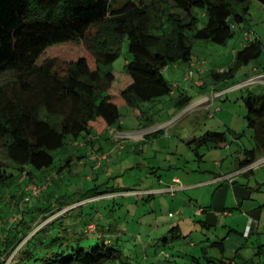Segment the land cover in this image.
I'll return each mask as SVG.
<instances>
[{
    "label": "trees",
    "instance_id": "16d2710c",
    "mask_svg": "<svg viewBox=\"0 0 264 264\" xmlns=\"http://www.w3.org/2000/svg\"><path fill=\"white\" fill-rule=\"evenodd\" d=\"M258 1L264 6V0ZM251 3L252 0H0V77L9 75L8 80L0 81V154L4 158L0 156V191L15 188L34 175L40 177L28 170L30 167L62 175L72 165L74 155H83L73 150L76 143L81 144V151L111 129L123 128V105H129L137 117H144L145 103L154 104L179 91L174 106L186 108L193 95L180 90V84L173 86L165 77L166 69L173 64H192L196 71H189L194 75L187 82L195 79L197 72L202 74L204 71L192 59L195 41L226 44L234 36L235 26L248 20ZM94 25L98 26L97 36L91 39ZM125 40L130 58L123 71L116 73L113 64ZM68 42L84 43L91 58L80 55L65 60L66 66L59 68L57 63L64 61L49 51ZM263 42L261 38L248 40L228 69L212 70L210 76L218 83H226L262 56ZM201 81L197 86L204 91L208 85ZM242 98L254 147L239 149L243 157L237 158V169L252 165L264 154V91L251 90ZM187 142L203 159L202 149L225 146L229 138L226 132L208 130ZM59 150H65V162L57 166L55 153ZM226 176L228 180L231 177ZM32 186L28 196L22 187L23 212L16 210L14 213L19 215H14L11 225L2 227L6 237L0 241L1 258L21 244L36 217L54 210V206L43 202L51 192L38 198L45 188L38 187L39 193H34ZM107 186L97 184L66 203L71 205L105 192L131 191ZM199 210L208 212L205 206ZM60 222L62 218L49 226L50 231L36 232L16 254L15 261L8 264L126 263L123 248L104 232V226L98 224L91 231L90 221L83 228L75 222L74 234L68 236ZM170 230L179 234L180 224ZM250 234L249 230L246 236ZM93 238L103 243L89 246ZM208 247L218 249V253ZM253 248L251 257L242 256L240 250L228 256L222 238L202 244V254H190L188 264H264V242L254 243ZM0 264H7L6 260H0Z\"/></svg>",
    "mask_w": 264,
    "mask_h": 264
},
{
    "label": "rangeland",
    "instance_id": "374dc122",
    "mask_svg": "<svg viewBox=\"0 0 264 264\" xmlns=\"http://www.w3.org/2000/svg\"><path fill=\"white\" fill-rule=\"evenodd\" d=\"M256 1L252 0L248 20L235 26V34L226 44L195 41L192 59L204 71L202 74L197 72L195 80H205L208 86L204 91H200L195 84L189 86L185 78L190 70L196 71L192 64H173L166 69L165 77L173 86L180 84V90L184 89V92L193 95V100L186 108L180 110L174 106L179 91L154 104L145 103L144 117H137L129 105H123V128L111 129L94 145L81 151V144L76 143L73 150L83 155L81 158L74 155L72 165L64 169L62 175L51 169L30 167L28 170H34L40 177L34 175L31 179L19 182L15 188L0 191V241L6 237L2 227L14 220V215H19L14 213L16 210L23 212L22 208H25L21 199L22 187L25 188L26 196L30 194L32 185L45 188L38 198L49 191L51 196L44 197L43 202L54 206L50 214L42 213L36 217L32 230L21 244L9 256L0 257V260H6L7 264L15 261L16 254L27 240L43 229L50 231L49 226L60 218L63 222L59 224L67 228L64 231L68 236L74 234L72 229L75 227L72 225L75 222L76 226L83 228L87 226L86 221H90L93 224L91 227L88 225L91 231L98 224L104 226V232L116 238L123 248L125 264H188L190 254H202V244L209 245L222 238H225L228 256L237 250H241L246 257L253 255L254 243L264 242V178L261 173L264 170L261 168L264 166V154L252 167H242L243 171L249 167L253 169L249 170L247 176L237 171V158L243 157L239 152L241 147H254L242 97L251 90L264 91V83L261 82L263 79H257L260 82L239 84L264 70V51L259 59L245 65L226 83L213 80L210 72L221 67L228 69L236 52L248 40L261 38L264 41V6ZM97 29V25L92 27L91 39L97 36ZM86 48L84 43L68 42L54 46L49 53L64 61L57 63L60 68L66 66L65 60H73L80 55L91 58ZM119 54L113 64L116 73L123 71L130 58L128 40L123 42ZM8 79L6 73L0 77V81ZM227 87L230 88L221 95L220 92ZM208 130L226 132L229 144L202 149L204 158L199 159L187 141ZM106 152L109 153L103 159ZM65 153V150L55 153V165L64 164ZM225 175H230L233 181L238 179L250 184L249 199L243 200L242 207L236 201L233 190L224 188V183L231 181L230 178H222ZM177 177L181 182H174ZM49 182L48 190L46 186ZM97 184L102 187L115 185L131 191L105 192L71 205L66 203ZM180 185L185 188L175 193L169 190ZM12 193H16L15 196ZM259 205L261 215L253 224L246 211ZM204 206L208 213L199 210ZM224 206L231 211L230 215L222 211L217 214V210H222ZM170 212L174 215L169 216ZM211 212L216 214L213 223L206 218L207 215L210 217ZM177 223L181 227L179 234L170 230ZM253 225L254 230L247 237L246 233L249 229L252 231ZM88 242L91 243L89 246L103 243L95 238ZM208 249L218 253L216 248ZM117 264L123 263L119 261Z\"/></svg>",
    "mask_w": 264,
    "mask_h": 264
},
{
    "label": "crops",
    "instance_id": "0c3cea01",
    "mask_svg": "<svg viewBox=\"0 0 264 264\" xmlns=\"http://www.w3.org/2000/svg\"><path fill=\"white\" fill-rule=\"evenodd\" d=\"M256 3H258V4H261L258 0L256 1ZM258 67H254V69H257ZM223 69V68H222ZM221 69V70H222ZM262 71H264V70H262ZM260 73V72H259ZM195 81V82H194ZM203 82L200 80V79H197V80H195V79H193V81H191V82H189V86L190 85H193V84H195V85H201ZM180 88V87H179ZM230 88V87H229ZM229 88H226V89H223V90H227V89H229ZM173 94H177V92H174ZM256 163V162H255ZM239 168V167H238ZM251 167H249L246 171H243V170H241V169H239V170H237L238 172L239 171H241V173L240 174H242L243 176H247V175H249V170H253V169H250ZM261 168H263L264 169V166H261ZM243 169V168H242ZM262 174H263V178H264V170L261 172ZM177 178H179V177H177ZM180 179V178H179ZM224 188L227 190V189H229V188H231L232 190H233V192H234V194H235V199H236V201L239 203V205L242 207L243 205H244V202H243V200L245 199V198H247V199H249V195H250V192L248 191V189L250 188V184H245V183H242L241 181H239L238 179H235L234 181H230V182H225L224 183ZM213 206H214V204H213ZM261 205H259L258 206V208H257V206L256 207H254V209H251L250 211H246V212H248V215H249V218H250V221H252V223L254 224L255 223V220L258 218V217H260V215H261ZM231 210V209H230ZM218 212H217V214H219V213H221V211L222 212H224V214L225 215H230L231 214V211L229 212V210L228 209H226V207L224 206V208L222 209V210H217ZM209 212V211H208ZM207 212V213H208ZM212 213V214H211ZM210 213V217L207 215V220L208 221H210V222H212L213 223V220H215V218H216V214L215 213H213V212H211ZM250 230V229H249ZM253 230H254V225H253V227H252V231H251V233L253 232ZM251 236V234L249 235V237ZM238 251V250H237ZM240 253H241V255L242 256H244V254L241 252V250H240ZM233 255V254H232Z\"/></svg>",
    "mask_w": 264,
    "mask_h": 264
},
{
    "label": "built area",
    "instance_id": "2783aa9c",
    "mask_svg": "<svg viewBox=\"0 0 264 264\" xmlns=\"http://www.w3.org/2000/svg\"><path fill=\"white\" fill-rule=\"evenodd\" d=\"M193 75H194V72L193 71H191L187 76H186V78L187 79H189V78H191V77H193ZM257 79H263L261 82H263L264 83V73H261V74H258L257 76H254V77H251V78H249L248 80H246L245 82H243V83H240L239 85H245V84H250V83H254V82H260L259 80H257ZM221 94H222V92H220ZM106 156H107V154L106 155H104L103 156V159L104 158H106ZM259 162V161H258ZM255 163H253L252 165H250L251 167L254 165ZM222 178H228V176H223ZM174 182L175 183H178V182H181V180L179 179V178H175L174 179ZM181 187H170L169 188V190H171V192L172 193H175L176 191H178V190H180V189H183V188H185V187H183L182 185H180ZM32 189L34 190V193H39V188L38 187H34V186H32ZM170 215H172V213H170ZM249 231V230H248ZM248 231H247V233L246 234H248Z\"/></svg>",
    "mask_w": 264,
    "mask_h": 264
}]
</instances>
